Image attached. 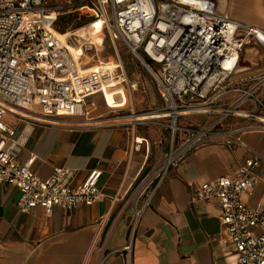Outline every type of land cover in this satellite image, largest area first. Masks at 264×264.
<instances>
[{"label": "built area", "instance_id": "built-area-1", "mask_svg": "<svg viewBox=\"0 0 264 264\" xmlns=\"http://www.w3.org/2000/svg\"><path fill=\"white\" fill-rule=\"evenodd\" d=\"M66 13L88 25L101 21L103 38L127 47L160 93L162 106L152 111L163 117L153 120L169 121L167 156L133 181V228L170 168L188 153L208 144L240 146L249 157L232 174L195 186L193 194L220 204L221 230L234 246V264H264V206L242 201V195L253 194L256 168L263 163L242 135L264 132V69L237 77L244 53L264 49V30L232 20L217 0H0V185L20 190L18 210L58 206L71 213L79 205L91 206L104 198L98 186L102 170H90L80 184H73L75 170L69 167L41 178L30 161L20 163L13 155L9 140L16 130L4 122L5 115L20 122L91 127L150 121L127 120L136 113H122L125 106H107L106 114L90 116L92 96L101 94L105 101L104 91L124 79L115 74L119 67L110 69L100 60L82 70L81 59L57 35L58 19ZM82 47L88 51V44ZM191 116L200 119L182 123ZM231 118L242 121L226 123ZM126 249L130 254L131 245Z\"/></svg>", "mask_w": 264, "mask_h": 264}, {"label": "crops", "instance_id": "crops-1", "mask_svg": "<svg viewBox=\"0 0 264 264\" xmlns=\"http://www.w3.org/2000/svg\"><path fill=\"white\" fill-rule=\"evenodd\" d=\"M217 2L232 20L264 30V0ZM263 69L264 49L253 47L244 53L237 77ZM114 91H104L108 106H126L129 97ZM92 100L95 108L90 116L108 112L101 94ZM3 119L16 130L9 143L14 142L12 153L18 162L30 161L41 178L56 167L72 168L73 184H80L90 170L100 169L98 186L104 198L91 206L79 205L71 213L58 206L22 212L16 207L20 190L0 185V264H234V246L221 230L220 204L197 199L193 188L232 174L249 157L244 148L208 144L188 153L170 168L133 228V181L153 159L146 132L132 126L20 122L11 115ZM241 121L231 118L226 123ZM242 139L263 159L256 168L253 194L242 195V201L254 208L264 206V132L249 130Z\"/></svg>", "mask_w": 264, "mask_h": 264}, {"label": "rangeland", "instance_id": "rangeland-1", "mask_svg": "<svg viewBox=\"0 0 264 264\" xmlns=\"http://www.w3.org/2000/svg\"><path fill=\"white\" fill-rule=\"evenodd\" d=\"M58 25L65 31L62 33L65 34L63 39H69L70 44L68 45H70L72 51L74 50L75 56L82 58L85 63L88 62L81 65H85L86 68L94 67L97 64V60L110 65L122 64L116 69L115 74L120 77L118 79H124V81L120 85H118L119 82L116 83L115 87L110 89L122 90L124 87L129 101L122 113L129 114L130 109H133L136 114L147 113L162 106L157 87L149 71L140 61L134 58L122 42L116 41L114 44L107 36L105 38L102 37L103 33L100 31L101 22L88 25L83 19H78L77 15L66 13L59 17ZM84 43L93 44L90 50L85 51V54L82 47ZM133 84H136L135 89L131 88ZM105 106H107L106 102ZM105 106L103 110H107ZM196 119L200 118L191 116L182 118V121L193 123L196 122ZM157 122H161L163 125H159ZM168 122L166 119L150 120L147 124L136 126V129L146 132L152 147L153 154H151V157L153 159L148 169L155 168L167 156L170 144V131L165 125ZM160 148L161 154L158 156ZM157 156L158 158H156ZM134 221L135 213L132 217V222Z\"/></svg>", "mask_w": 264, "mask_h": 264}, {"label": "bare ground", "instance_id": "bare-ground-1", "mask_svg": "<svg viewBox=\"0 0 264 264\" xmlns=\"http://www.w3.org/2000/svg\"><path fill=\"white\" fill-rule=\"evenodd\" d=\"M219 8H220V10H224V11H226V9H225V7H223V4H219ZM96 22H101V21H96ZM95 23V22H94ZM101 24H102V22H101ZM57 35H58V37L62 40V42L64 43V44H66L67 46H68V48H69V50H70V52H71V54L74 56V52L72 51V49L70 48V45H68V44H70L69 42H67V38H66V40H64L63 39V37L65 36V34H62V33H57ZM73 46H75V45H73ZM91 49V46L88 44V50H90ZM85 52V51H84ZM74 58L76 59V60H78L75 56H74ZM84 69H87V68H83L82 70H84ZM116 83H118V82H116ZM120 83V82H119ZM122 91V94L125 96V97H127V94H126V92H125V90H121ZM105 96V95H104ZM105 100H106V98H105ZM107 106H108V104H107ZM163 117V115H161V113L159 112V111H152V112H147V113H141V114H135V115H133V116H130V118L129 119H127V120H141V121H149V120H153V119H158V118H162ZM169 161H170V159H168V160H166L163 164H162V167H166V165L169 163Z\"/></svg>", "mask_w": 264, "mask_h": 264}, {"label": "trees", "instance_id": "trees-1", "mask_svg": "<svg viewBox=\"0 0 264 264\" xmlns=\"http://www.w3.org/2000/svg\"><path fill=\"white\" fill-rule=\"evenodd\" d=\"M57 31L60 32V33H64L65 32L59 25L57 26Z\"/></svg>", "mask_w": 264, "mask_h": 264}]
</instances>
